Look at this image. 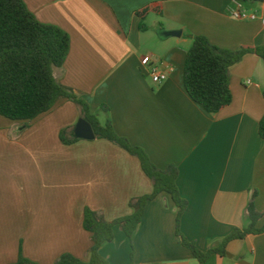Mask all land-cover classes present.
<instances>
[{"label": "crops", "instance_id": "0c3cea01", "mask_svg": "<svg viewBox=\"0 0 264 264\" xmlns=\"http://www.w3.org/2000/svg\"><path fill=\"white\" fill-rule=\"evenodd\" d=\"M36 17L70 36L56 80L87 101L102 124L143 149L160 170L178 168L187 201L181 234L203 253L250 223L254 204L264 226V61L248 54L230 69L232 103L217 114L195 103L184 86L185 60L197 36L238 51L264 46V1L243 4L257 20L232 16L235 0H23ZM250 4V5H249ZM161 5V16L137 12ZM152 55L168 80L152 81L142 59ZM81 110L69 100L31 122L0 116V264L20 254L56 264L66 254L88 262L89 208L109 222L133 214L130 202L153 193L140 160L104 140L65 145ZM178 208L163 192L145 207L128 238L119 226L101 255L109 264H264V233L231 241L223 256L200 262L176 235ZM133 253V260L132 255Z\"/></svg>", "mask_w": 264, "mask_h": 264}, {"label": "trees", "instance_id": "16d2710c", "mask_svg": "<svg viewBox=\"0 0 264 264\" xmlns=\"http://www.w3.org/2000/svg\"><path fill=\"white\" fill-rule=\"evenodd\" d=\"M237 1L243 4L253 2ZM162 13L161 5H152L136 14L145 20L149 15L161 16ZM70 45L68 33L57 26L39 22L23 0H0V116L14 122H31L51 111L61 100L74 102L81 110V118L92 126L96 139L107 140L140 160L144 173L153 182L154 191L150 195L133 199L130 202L133 214L113 222L107 221L101 213L85 209L84 229L91 234L92 239L90 260L84 262L66 254L56 264H109L100 249L105 243L114 240V227L119 226L132 239L142 223L147 203L163 192L171 196L178 208L177 237L201 263L212 253L223 256L226 246L233 240L264 233V226L261 229L257 227L263 214L255 207L257 194L254 193L247 208L249 225L235 229L219 248L203 253L188 241L180 232L181 218L188 203L181 197L177 186L178 168L170 165L166 170L158 169L143 149L120 137L110 121L102 124L92 113L87 101L56 80L54 70L63 66ZM248 54L256 55L264 61V46L232 51L213 45L204 36L195 37L186 55L184 70V86L190 98L210 114H217L228 107L233 100L230 69ZM259 135L264 141V117L259 124ZM60 138L65 145H73L80 140L75 136L68 138L67 130L61 132ZM131 257L133 260V253ZM15 264L36 263L20 254Z\"/></svg>", "mask_w": 264, "mask_h": 264}, {"label": "built area", "instance_id": "2783aa9c", "mask_svg": "<svg viewBox=\"0 0 264 264\" xmlns=\"http://www.w3.org/2000/svg\"><path fill=\"white\" fill-rule=\"evenodd\" d=\"M231 14L234 18L239 20H257V14H251L245 10L243 3L235 0L234 8L231 10ZM142 66L148 69L151 73L152 81L161 85L168 80V73L162 71L156 64L155 59L152 55H147L142 59Z\"/></svg>", "mask_w": 264, "mask_h": 264}, {"label": "water", "instance_id": "95a60500", "mask_svg": "<svg viewBox=\"0 0 264 264\" xmlns=\"http://www.w3.org/2000/svg\"><path fill=\"white\" fill-rule=\"evenodd\" d=\"M255 1H264V0H255ZM75 137L82 140H95L96 136L92 126L84 119H80L76 129Z\"/></svg>", "mask_w": 264, "mask_h": 264}, {"label": "rangeland", "instance_id": "374dc122", "mask_svg": "<svg viewBox=\"0 0 264 264\" xmlns=\"http://www.w3.org/2000/svg\"><path fill=\"white\" fill-rule=\"evenodd\" d=\"M246 5H248V3H245ZM250 5V4H249Z\"/></svg>", "mask_w": 264, "mask_h": 264}]
</instances>
